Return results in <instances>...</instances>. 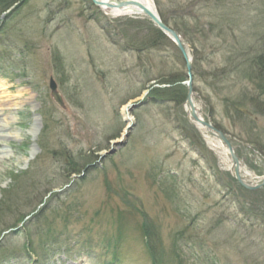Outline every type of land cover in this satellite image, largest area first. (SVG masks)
Segmentation results:
<instances>
[{
  "label": "rangeland",
  "instance_id": "374dc122",
  "mask_svg": "<svg viewBox=\"0 0 264 264\" xmlns=\"http://www.w3.org/2000/svg\"><path fill=\"white\" fill-rule=\"evenodd\" d=\"M151 1L184 35L203 120L234 141L241 174L261 179L264 0ZM0 19V117L26 101L0 164V264H151L143 225L161 264H264V187H241L189 123L188 71L167 35L89 0H24ZM167 81L180 104L152 101ZM79 154L88 172L67 176Z\"/></svg>",
  "mask_w": 264,
  "mask_h": 264
},
{
  "label": "water",
  "instance_id": "95a60500",
  "mask_svg": "<svg viewBox=\"0 0 264 264\" xmlns=\"http://www.w3.org/2000/svg\"><path fill=\"white\" fill-rule=\"evenodd\" d=\"M90 3L100 9L102 6H105L107 8H122L124 6L130 5L139 10V12L147 17L161 32H163L165 35H167L171 41L175 44L176 48L178 51L181 53V56L185 62L186 69H187V77L188 81L186 83L187 86V96L185 99V105L186 108L188 107L187 111V119L191 126H193L195 129H198V124L201 125L202 127L206 128L210 135L217 139L218 142L223 144L224 147L227 149V156L231 160V175L232 177L236 180L238 184L241 185L244 189L247 191H255L258 189H261L264 187V177L261 179H258L256 181H252L249 178H246L243 174H241V169H240V160L235 154V147L232 144V140L223 133H221L219 130L215 129L211 124L206 123L202 118L198 117L194 104H193V90H192V75L190 73L191 71V60L186 52V49L184 48V41L181 38V36L171 30L167 25H165L159 16L157 15L156 12H153L149 9L144 8L142 5L136 3V2H130V1H118V2H102L100 0H89ZM49 90H50V96L53 99V101L62 109H65V105L63 103L61 95L58 93L56 83L52 78L49 79ZM133 107V105H131ZM130 107V108H131Z\"/></svg>",
  "mask_w": 264,
  "mask_h": 264
},
{
  "label": "bare ground",
  "instance_id": "6f19581e",
  "mask_svg": "<svg viewBox=\"0 0 264 264\" xmlns=\"http://www.w3.org/2000/svg\"><path fill=\"white\" fill-rule=\"evenodd\" d=\"M100 1L112 2V3L117 2V1H112V0H100ZM121 1H123V0H121ZM126 1H130V2L134 1V2L142 5L146 9H149L153 12H156L153 8V4H152L151 0H126ZM99 10L105 16H107L111 19H115V18H119V17H126V16H143L137 8L130 6V5L124 6L122 8H107L105 6H102ZM10 99L11 98L9 96H7V101H9ZM14 99L17 100V104L14 103L15 108L11 109V110H14V115L15 114L17 115L20 113L21 108L24 107L26 101H24L23 98H19V97L18 98L16 97ZM193 104H194V100H193ZM0 106H1V109H0V116H1L2 114L5 113V110L6 111H8V110H7V106L1 102H0ZM194 107H195V110H196L198 117L202 118L199 108L196 107L195 104H194ZM186 109H187V111H189L188 107ZM14 115H11V113H9L8 115H4L5 118L0 117V164L4 160H8V157H9V155L6 153L7 151L5 148L7 146L6 145L7 142L15 139V137L22 136V134L17 135L13 132H9V130L12 129L14 125L20 124L19 122H17V118ZM197 128L198 129H196V130H198V131L200 130L201 134L203 135L205 142H207V145L210 148H212L217 154H220V155L228 158L226 147H223L221 145V143L218 142L217 139L213 138L206 128L202 127L199 124H198Z\"/></svg>",
  "mask_w": 264,
  "mask_h": 264
},
{
  "label": "trees",
  "instance_id": "16d2710c",
  "mask_svg": "<svg viewBox=\"0 0 264 264\" xmlns=\"http://www.w3.org/2000/svg\"><path fill=\"white\" fill-rule=\"evenodd\" d=\"M22 1H24V0H0V13L2 14V13L7 12L14 4L20 3ZM166 20L167 19L162 16V22L169 27V23ZM1 23H2V21L0 19V25H1ZM174 31H176V30H174ZM159 33H157V34L159 35ZM177 33H180V32H177ZM180 35L182 37H184V35H182V33H180ZM159 36L161 37V35H159ZM261 60L262 61H261L260 64H258V65L256 64L258 69H260V67L261 68L264 67V60L262 58H261ZM259 71H261V70H259ZM165 84H168V81L165 82ZM168 85H169V87H164V88H161V89L159 88L157 90H152L151 91V97H153L152 101L159 100L160 98L169 96V98H171V100L174 103L177 102V104H180L183 101L184 94H183V96H181L179 98L178 95H177V91H174L175 89H172V93L169 94V92H170L169 89H171L172 86H170V84H168ZM216 128L218 130H220V128H218V127H216ZM262 149L263 148L258 147V150L262 151ZM89 155H91V154H88L87 156H89ZM91 158L92 157H89V159H86L85 156H83L82 154H79V157L77 158L76 161L81 160L82 164L80 162H76V161L70 160L67 163V166L69 168L67 170V176L75 175V176L79 177L80 174H85L86 172H88V168H90V166H91V164L89 163V161L92 160ZM250 193L257 194V193H260V190L252 191ZM55 197H58V196H55ZM52 199H55V198L53 197ZM40 212H42V211H39L38 213H40ZM38 213L35 216V218L38 217ZM21 221H23V219ZM142 234H143V237H145V240H146V249H147L148 255L150 257L151 264H161L162 250H161V247L158 246L159 245V243H158L159 240H158V236H157L156 232L154 233V231L152 230L151 227L143 225ZM28 242H30V241H28ZM26 248L28 250V247H26Z\"/></svg>",
  "mask_w": 264,
  "mask_h": 264
}]
</instances>
